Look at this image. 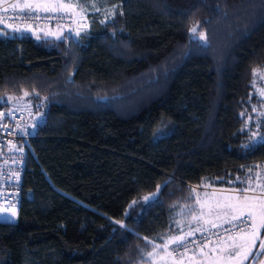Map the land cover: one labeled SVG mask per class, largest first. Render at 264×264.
<instances>
[{
	"label": "trees",
	"instance_id": "obj_1",
	"mask_svg": "<svg viewBox=\"0 0 264 264\" xmlns=\"http://www.w3.org/2000/svg\"><path fill=\"white\" fill-rule=\"evenodd\" d=\"M78 3L55 11L70 28L0 27V108L40 114L0 264H147L214 212L202 194H264V145L245 147L264 134V0Z\"/></svg>",
	"mask_w": 264,
	"mask_h": 264
},
{
	"label": "built area",
	"instance_id": "obj_2",
	"mask_svg": "<svg viewBox=\"0 0 264 264\" xmlns=\"http://www.w3.org/2000/svg\"><path fill=\"white\" fill-rule=\"evenodd\" d=\"M13 3L0 5V27L9 29H19L29 31L31 28L41 31L42 27H50L58 30L70 28L76 21L75 16L66 11L50 13H33L32 18H26L19 8H12ZM8 10L5 12L4 9ZM25 12L30 11L24 9ZM84 28V23L80 25ZM264 89L259 88L257 95ZM257 114L259 113L256 108ZM40 120V114L35 112L31 104L26 101H16L8 107L0 108V216H16L21 205L23 186L26 175L27 155L23 144L34 137V125ZM195 191L203 190L201 187H193ZM219 190V189H218ZM220 191V190H219ZM227 192V190H221ZM252 195L264 197V194L258 190H253ZM232 218L223 224H202L192 235L184 238L183 243L186 248H180L179 251H173L177 248V243L168 245L167 253L172 259L176 260L183 256L199 257L208 250L222 245L231 235H236V229L232 233H227L224 229L231 225L238 224ZM216 225V227H213ZM246 231H250L246 229ZM214 233H219L222 239ZM192 241V243H188ZM179 243V242H178Z\"/></svg>",
	"mask_w": 264,
	"mask_h": 264
},
{
	"label": "snow or ice",
	"instance_id": "obj_3",
	"mask_svg": "<svg viewBox=\"0 0 264 264\" xmlns=\"http://www.w3.org/2000/svg\"><path fill=\"white\" fill-rule=\"evenodd\" d=\"M7 0H0V4L6 3ZM12 8H19L21 10V13L26 18H32L33 13L37 11H43V12H55L59 9H63L65 7H68V5H65L60 2V0H24L23 4H20L19 2L12 4ZM91 7L99 12L101 11V8L96 3V0H92ZM24 9H29L30 11L25 12ZM8 9L5 8L4 11L6 12ZM80 11H83V8L79 9ZM115 11H109L108 16H115ZM122 15V13H120ZM104 20H101V23H104ZM14 31H19V29H14ZM191 31L195 32L196 29L192 28ZM76 35H79V32L76 33ZM57 39H60L61 37L57 35ZM71 36L65 37V39H70ZM200 39H205V36L203 33H200ZM257 75V70H253V76L255 77ZM264 78V77H262ZM27 95V93H25ZM260 95H264V91L260 93ZM7 99H12L11 96L7 97ZM3 98H0V101H2ZM256 109L253 108V111ZM251 119V117H249ZM39 121H37V124L34 125L38 126ZM257 127H260V125H257ZM243 131V129H242ZM257 134L255 132L252 133V137L254 138L252 143L250 145H245V147H249L251 149H255L257 144L264 145V134H261L259 139H255ZM253 189L249 188L247 190H241V196H243V200L240 199V197H236V203L234 205L230 204L229 207L233 211L232 220H236L239 223L235 225H231L229 228L224 229L227 233H232L233 229H236V235H231L228 240L224 241V244L226 248L228 249L227 258L231 260H246L248 259L249 255H252L253 261L258 260L261 255H264V241H261L260 248L255 254H251L250 250L248 248V244L251 243L252 246H255V238L257 236L258 229H264V198H260L259 204H253L252 201L256 199V197H249L244 195L245 191H252ZM195 190H193L194 192ZM160 192V186H157V193L152 194L151 199H156ZM144 199L147 201L150 199V197L145 196ZM198 202V201H197ZM135 203V202H134ZM259 209V211H257ZM192 212H195V209H192ZM193 219H199V217H196L193 215ZM258 221V222H257ZM117 223H120L117 221ZM121 227H124V225L121 223ZM213 227H216V225H213ZM246 229H249L250 231H246ZM196 231H201L199 228L195 229ZM191 234V233H189ZM219 239H222L220 237L219 233H214ZM146 239V238H145ZM173 243H177V248L173 249V251H179L180 248H186L187 245L183 243L184 237L183 236H177L175 238H171ZM179 242V243H178ZM149 243H152L149 241ZM188 243H192V241H188ZM161 245L154 244L152 251L147 252V257L152 258L156 254V250L159 249ZM165 250H167V244L164 245ZM233 249L235 251H233ZM171 255V253H169ZM154 264V261H153Z\"/></svg>",
	"mask_w": 264,
	"mask_h": 264
},
{
	"label": "rangeland",
	"instance_id": "obj_4",
	"mask_svg": "<svg viewBox=\"0 0 264 264\" xmlns=\"http://www.w3.org/2000/svg\"><path fill=\"white\" fill-rule=\"evenodd\" d=\"M66 1H70V0H66ZM17 2H19L20 4H23L24 0H7L6 4L7 3L15 4ZM63 9H65V8H63ZM68 11H71V12L75 13L73 9L68 10ZM50 34L52 36L59 35L55 30H51ZM259 80L264 81V78L261 77ZM259 82H261V81H259ZM249 117L244 118V123H245L244 126H245L246 131L250 130L249 123H251V119H249ZM251 118H253V117H251ZM256 124L261 125V123H259V122H257ZM263 133H264V128H263ZM250 188L260 191L259 184L255 185L254 187H250ZM225 193H230V192L227 191ZM210 194L214 196V194L212 192ZM247 196L256 197V199L252 201L253 204H259L260 198H264L263 196L262 197H257V196H254L252 194L251 195H247ZM239 197H240L241 200H243V196H239ZM201 198H203L202 199V204L203 205L205 204L206 208H208V209L209 208L213 209V205H215L214 207L216 209H218V210H222V208L224 207V205H222V201L224 203V199L222 201H220L218 199L215 200L213 197L211 198V196H210V200H208V193L207 192L202 194ZM235 198H236V196H235ZM235 198L227 199V201H226V205H227L226 209L227 210L222 211L220 213L221 216L224 215V214L233 213V211L229 207V205L230 204L234 205L236 203V199ZM202 211H203L202 214L204 215L202 217V222H203L202 224H211L210 222H206L207 220L205 219V217H207V219H208V218H211V217L214 218L217 215L212 213V212H211V214H208L205 209H203ZM257 211H259V209H257ZM14 218H15V216L12 217V216L3 215V216H0V221H2V220L3 221H12V220H14ZM211 222L214 223V221H211ZM261 241H264V229H258L257 236L255 238V246H252L251 243L248 244V248H249L251 254H255L259 250ZM169 243H170L169 241L165 242V244H167V246H168ZM164 245L156 250V254H155L154 257L149 258V257H147V255L145 256V259L147 260V264H153V261H154V264H264V255H261L260 258L258 260H255V261H253L252 255H249L248 259L242 260V261L228 259L227 258L228 249L226 248L224 243L222 245H218V246L212 248L210 250L211 252L207 253L208 252L207 251L206 253H204L203 255H201L199 257L183 256V257H180V258H178L176 260L172 259L168 255L167 251L164 248ZM233 251H235V250L233 249Z\"/></svg>",
	"mask_w": 264,
	"mask_h": 264
},
{
	"label": "crops",
	"instance_id": "obj_5",
	"mask_svg": "<svg viewBox=\"0 0 264 264\" xmlns=\"http://www.w3.org/2000/svg\"><path fill=\"white\" fill-rule=\"evenodd\" d=\"M61 3L65 4V5H68V7H65L66 10H71L73 9L74 12L78 15L77 17L81 18V17H85V14L83 13V11H80L79 9L82 8V6L79 5L78 3V0H70V1H66V0H60ZM222 190V189H221ZM218 192L219 194H222V198L224 199V203H223V199L221 198V196L218 194L216 195L218 200L222 201V205H224V207L222 208V210H218L216 209L213 205V213L216 214L217 216H215L214 218L211 217V218H208L205 217V219L207 220L206 222H210L211 224H223L225 223L228 219L232 218L233 216V213H230V214H224L221 216V212L224 211V210H227V205H226V201L227 199H231V198H235L234 195H231V194H224L225 192L221 191ZM217 194V192H216ZM212 219V220H211ZM209 220V221H208ZM214 221V223H212L211 221ZM211 250V249H210ZM210 250H208L207 253L211 252Z\"/></svg>",
	"mask_w": 264,
	"mask_h": 264
}]
</instances>
